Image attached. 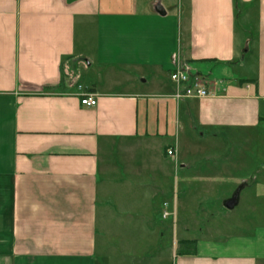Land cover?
I'll return each mask as SVG.
<instances>
[{
    "label": "crops",
    "instance_id": "1",
    "mask_svg": "<svg viewBox=\"0 0 264 264\" xmlns=\"http://www.w3.org/2000/svg\"><path fill=\"white\" fill-rule=\"evenodd\" d=\"M174 55L209 97H173ZM255 128L264 0H0V264H264V226L174 243L162 216L170 149Z\"/></svg>",
    "mask_w": 264,
    "mask_h": 264
},
{
    "label": "rangeland",
    "instance_id": "2",
    "mask_svg": "<svg viewBox=\"0 0 264 264\" xmlns=\"http://www.w3.org/2000/svg\"><path fill=\"white\" fill-rule=\"evenodd\" d=\"M193 144L181 154L174 148L173 177L167 179V191L161 194L162 216L173 219L174 243L184 239L223 243L264 226V131L207 133L197 135ZM239 188L241 202L226 209L225 201ZM169 205L172 213L166 210Z\"/></svg>",
    "mask_w": 264,
    "mask_h": 264
},
{
    "label": "built area",
    "instance_id": "3",
    "mask_svg": "<svg viewBox=\"0 0 264 264\" xmlns=\"http://www.w3.org/2000/svg\"><path fill=\"white\" fill-rule=\"evenodd\" d=\"M172 83L175 85L173 97L178 100L203 99L210 96V81L199 71H193L186 63L181 61L179 55L173 57V70L170 73ZM81 104L87 107L97 106V98L91 94L83 95ZM174 151L170 149L168 155L172 156Z\"/></svg>",
    "mask_w": 264,
    "mask_h": 264
},
{
    "label": "water",
    "instance_id": "4",
    "mask_svg": "<svg viewBox=\"0 0 264 264\" xmlns=\"http://www.w3.org/2000/svg\"><path fill=\"white\" fill-rule=\"evenodd\" d=\"M155 10L160 15H163L164 16L166 14V12L164 11V7L160 3H158L156 5ZM240 193H241V188H239L233 194V196L230 199H228V200L225 201L224 206L226 207V209L232 210V209H234L239 204V201H240Z\"/></svg>",
    "mask_w": 264,
    "mask_h": 264
},
{
    "label": "trees",
    "instance_id": "5",
    "mask_svg": "<svg viewBox=\"0 0 264 264\" xmlns=\"http://www.w3.org/2000/svg\"><path fill=\"white\" fill-rule=\"evenodd\" d=\"M194 243L193 242H182L181 244H180V250L181 251H184V252H186V251H190V252H192V251H194Z\"/></svg>",
    "mask_w": 264,
    "mask_h": 264
}]
</instances>
